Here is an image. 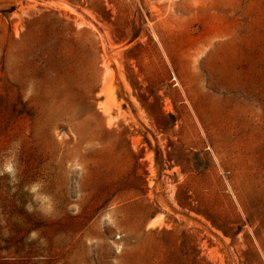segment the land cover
Masks as SVG:
<instances>
[{
    "label": "rangeland",
    "instance_id": "obj_1",
    "mask_svg": "<svg viewBox=\"0 0 264 264\" xmlns=\"http://www.w3.org/2000/svg\"><path fill=\"white\" fill-rule=\"evenodd\" d=\"M0 264H264V0H0Z\"/></svg>",
    "mask_w": 264,
    "mask_h": 264
}]
</instances>
